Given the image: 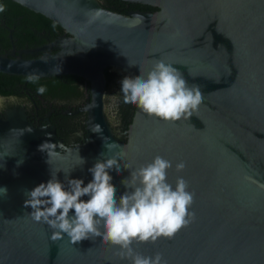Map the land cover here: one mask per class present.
Returning <instances> with one entry per match:
<instances>
[{"label":"water","instance_id":"95a60500","mask_svg":"<svg viewBox=\"0 0 264 264\" xmlns=\"http://www.w3.org/2000/svg\"><path fill=\"white\" fill-rule=\"evenodd\" d=\"M10 1L62 36L0 54V74L78 77L89 102L85 136L72 148L48 122L33 127L21 109L0 119V264H131L101 237L52 240L25 201L51 175L86 185L89 169L107 158L118 161L109 175L119 198L129 191L121 181L156 156L172 162L169 183L188 182L195 216L171 238L133 242L134 252L161 253L167 264H264V0ZM161 60L200 86L203 100L189 119L165 122L123 103L122 79ZM44 143L57 147L47 155Z\"/></svg>","mask_w":264,"mask_h":264},{"label":"clouds","instance_id":"9594fccd","mask_svg":"<svg viewBox=\"0 0 264 264\" xmlns=\"http://www.w3.org/2000/svg\"><path fill=\"white\" fill-rule=\"evenodd\" d=\"M4 10V5L0 4V12ZM38 79V75L28 76L30 82ZM45 91L43 86L37 89L40 95ZM120 93L124 104L135 105L145 114L165 122L189 119L203 100L199 85H189L176 67L162 60L156 61L146 75L123 78ZM94 129L101 131L99 125H94ZM56 147L44 143L40 150L47 152L46 149ZM117 164L115 158L95 163L89 169L92 180L86 185L83 180L70 179L66 186L56 175H51L47 183L27 193L25 207L31 208L29 215L35 222L53 230L52 240L66 235L76 244L101 237L105 243L116 247L122 258L130 259L131 264H167L161 253L144 256L135 253L132 244L171 238L186 227L195 216L189 210L194 203V193L188 190V182L183 177L176 179L175 186L169 183L167 176L172 162L156 156L121 181L129 191L117 198L109 175L110 170L119 171ZM175 167L176 171H182L185 163L181 161ZM83 197L88 199L85 201Z\"/></svg>","mask_w":264,"mask_h":264},{"label":"flooded vegetation","instance_id":"af4514ba","mask_svg":"<svg viewBox=\"0 0 264 264\" xmlns=\"http://www.w3.org/2000/svg\"><path fill=\"white\" fill-rule=\"evenodd\" d=\"M60 36L62 34L55 39H58ZM41 46L32 49H15L14 47H10L3 54L7 55L12 53V51L34 50ZM54 52L56 50L51 51V53ZM20 56L23 59H34L40 57L41 53L37 52L31 55L21 54ZM64 84L67 83H61V85ZM29 85L30 81L24 80L14 86V93L0 97V119H5L4 113L6 110L11 108L21 109L25 114L27 122L33 127H39L41 123L48 122L53 127L54 133L62 143L63 148H72L81 143L82 138L85 136V122L87 119V113L83 109L89 102V86L87 82L84 80H73L72 83L67 84L71 85L73 91L77 93L65 98L50 94L42 96L37 91L31 89Z\"/></svg>","mask_w":264,"mask_h":264},{"label":"trees","instance_id":"16d2710c","mask_svg":"<svg viewBox=\"0 0 264 264\" xmlns=\"http://www.w3.org/2000/svg\"><path fill=\"white\" fill-rule=\"evenodd\" d=\"M0 4L5 7V10L0 12V54L8 51L10 47L15 49L36 48L53 41L62 34L60 28L39 14L32 13L10 0H0ZM24 80H28V77L0 74V97L14 93V86ZM73 80L83 81L67 75L38 79L30 82L29 86L34 91L41 86L45 87L46 91L42 96L50 94L65 98L77 93L73 91L71 85H67ZM63 82L67 84L61 85Z\"/></svg>","mask_w":264,"mask_h":264}]
</instances>
